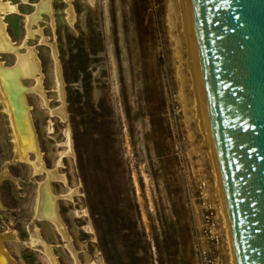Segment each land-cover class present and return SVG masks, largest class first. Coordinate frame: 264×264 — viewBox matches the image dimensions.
<instances>
[{
  "label": "rangeland",
  "instance_id": "1",
  "mask_svg": "<svg viewBox=\"0 0 264 264\" xmlns=\"http://www.w3.org/2000/svg\"><path fill=\"white\" fill-rule=\"evenodd\" d=\"M3 1L12 41L41 67L44 95L25 97L44 170L20 146L0 80V264H52L48 246L60 264H202L203 251L205 264H232L169 0H52L35 25L41 0ZM16 61L0 52L4 67ZM48 169L64 175L50 181L63 228L37 216Z\"/></svg>",
  "mask_w": 264,
  "mask_h": 264
},
{
  "label": "water",
  "instance_id": "2",
  "mask_svg": "<svg viewBox=\"0 0 264 264\" xmlns=\"http://www.w3.org/2000/svg\"><path fill=\"white\" fill-rule=\"evenodd\" d=\"M189 4L236 261L264 264V0Z\"/></svg>",
  "mask_w": 264,
  "mask_h": 264
},
{
  "label": "bare ground",
  "instance_id": "3",
  "mask_svg": "<svg viewBox=\"0 0 264 264\" xmlns=\"http://www.w3.org/2000/svg\"><path fill=\"white\" fill-rule=\"evenodd\" d=\"M95 1V0H92ZM179 8V9H178ZM14 6L9 2L0 0V52H15L17 53V61L14 66L11 68L4 67L2 62H0V80L3 93L6 94V102L9 103L8 108L12 109L11 119L13 127L16 128L20 136V146L24 148L25 155L29 152L36 154L34 160L35 166L38 170H44V165L41 160V154L38 148V142L36 133L34 130V125L32 117L30 114V108L27 103L25 93L28 90H33L35 92L44 95V89L42 85V75L41 67L36 59V50L31 46H26L27 49L25 52L20 53L18 47L12 41L10 35L6 30V23L4 22L3 15L8 11H12ZM72 14L70 21H74V14L72 9H70ZM173 13L179 18V26L173 21ZM43 14H53L52 0H41L37 6V11L32 15L30 21L32 24H37L41 19ZM169 23L172 26L173 30L177 32L175 39L177 44L180 46L178 51L181 61L187 64V67L191 72V79L193 83V89L195 93L196 109L198 118L200 121L201 130L205 136V144L209 150V155L211 158L212 166L215 171L216 176V189L217 197L220 201L222 213L225 219V227L227 229L228 243L231 252L232 264H237L232 235L225 205V199L218 169V163L211 133V127L204 97V91L201 81L199 62L197 56V49L195 43V36L193 30V23L190 11L189 0H169ZM35 33H41L40 29H35ZM187 37L186 46H187V57L184 56V43L182 41V35ZM26 77H31L36 80V84L28 88L24 86L22 79ZM63 93V92H62ZM4 94V95H5ZM10 106V107H9ZM62 113L66 117L65 108H62ZM61 113V114H62ZM69 130V129H68ZM66 131L68 139H70L69 131ZM68 141V140H67ZM28 156V155H27ZM48 175H46V180L43 183V194L44 198L41 199L39 210L37 211V216L39 219L50 220L53 223L57 224L60 228H63V222L59 215L58 210V197L56 193L53 192L50 181L52 180H64V175L58 172L56 169H48ZM51 184V185H50ZM66 234V232H65ZM36 240L41 241V237L37 235ZM47 254L52 261V264H60L50 246L47 247Z\"/></svg>",
  "mask_w": 264,
  "mask_h": 264
},
{
  "label": "built area",
  "instance_id": "4",
  "mask_svg": "<svg viewBox=\"0 0 264 264\" xmlns=\"http://www.w3.org/2000/svg\"><path fill=\"white\" fill-rule=\"evenodd\" d=\"M206 254V251L201 252V262L202 264H205L206 262L203 261L202 257ZM212 259L208 262V264H225V262L222 260V258L219 255H212Z\"/></svg>",
  "mask_w": 264,
  "mask_h": 264
}]
</instances>
